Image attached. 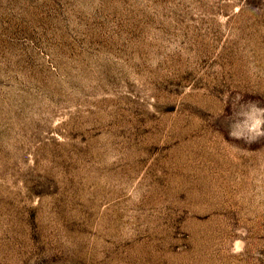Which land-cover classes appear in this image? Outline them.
I'll return each mask as SVG.
<instances>
[{
  "label": "rangeland",
  "instance_id": "rangeland-1",
  "mask_svg": "<svg viewBox=\"0 0 264 264\" xmlns=\"http://www.w3.org/2000/svg\"><path fill=\"white\" fill-rule=\"evenodd\" d=\"M0 264H264V0H0Z\"/></svg>",
  "mask_w": 264,
  "mask_h": 264
}]
</instances>
